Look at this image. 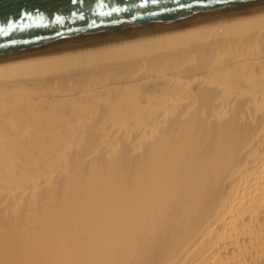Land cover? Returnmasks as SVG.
<instances>
[{"label": "bare ground", "instance_id": "1", "mask_svg": "<svg viewBox=\"0 0 264 264\" xmlns=\"http://www.w3.org/2000/svg\"><path fill=\"white\" fill-rule=\"evenodd\" d=\"M0 264H264V11L0 63Z\"/></svg>", "mask_w": 264, "mask_h": 264}, {"label": "water", "instance_id": "2", "mask_svg": "<svg viewBox=\"0 0 264 264\" xmlns=\"http://www.w3.org/2000/svg\"><path fill=\"white\" fill-rule=\"evenodd\" d=\"M264 11V0H0V63Z\"/></svg>", "mask_w": 264, "mask_h": 264}]
</instances>
